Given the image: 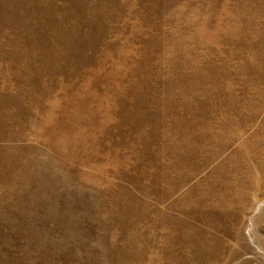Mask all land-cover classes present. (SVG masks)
<instances>
[{"label": "rangeland", "instance_id": "374dc122", "mask_svg": "<svg viewBox=\"0 0 264 264\" xmlns=\"http://www.w3.org/2000/svg\"><path fill=\"white\" fill-rule=\"evenodd\" d=\"M0 264H264V0H0Z\"/></svg>", "mask_w": 264, "mask_h": 264}]
</instances>
